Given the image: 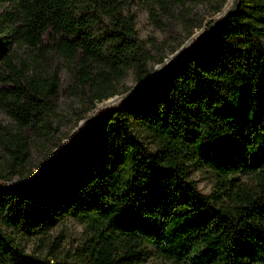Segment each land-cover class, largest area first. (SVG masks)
I'll return each mask as SVG.
<instances>
[{
  "label": "trees",
  "instance_id": "1",
  "mask_svg": "<svg viewBox=\"0 0 264 264\" xmlns=\"http://www.w3.org/2000/svg\"><path fill=\"white\" fill-rule=\"evenodd\" d=\"M151 1L165 11L186 2L218 11L225 2ZM149 57L135 14L119 0H0V183L31 173L27 133L56 129L60 68L82 117L130 72L133 90L148 80L156 72ZM128 115L154 138L153 149ZM190 153L218 178L207 194L187 177ZM66 216L89 232L77 263L66 253L37 258L10 238L42 234ZM148 244L168 264H264V0H238L182 58L100 115L39 180L0 188V264H134Z\"/></svg>",
  "mask_w": 264,
  "mask_h": 264
},
{
  "label": "rangeland",
  "instance_id": "2",
  "mask_svg": "<svg viewBox=\"0 0 264 264\" xmlns=\"http://www.w3.org/2000/svg\"><path fill=\"white\" fill-rule=\"evenodd\" d=\"M119 1L122 2L124 11L135 14L137 36L150 54L148 60L150 74L158 70L202 34L209 20L217 18L232 2V0H225L218 11H214L213 6L210 4L199 2H186L183 6L173 7L171 10L169 8L165 11L153 4L151 0ZM151 11L153 14H151ZM160 58H162V61H158ZM59 79L60 87L53 97L55 113L51 118L52 126L56 129H44L43 132L32 130L27 133L29 150L26 158V170H30L31 173L22 177L12 174L8 180H5V183L22 182L39 173L45 164L63 147L68 145L76 134L86 126H82V123H88L97 114V108L115 105L138 85L130 72L123 79L117 94L98 102L96 107H90L82 117H79L85 107L78 96L70 93L68 86L71 81L64 68L59 69ZM128 118L137 138L153 149L156 142L151 134L147 132L142 122L130 115H128ZM6 122L7 116L0 110V124L4 125ZM89 132H91V127L85 131L82 137ZM98 138V136L91 138L93 146ZM5 157V151L0 143V169L4 164ZM185 163L187 177L195 183L202 193L207 194L216 186L218 178L202 164L200 158L195 154H186ZM232 177L245 179L240 173ZM87 235H89V232L84 222L66 216L53 220L42 234L29 235L13 232L10 238L18 244L23 252L37 258L46 256L45 253L48 252L55 254L57 258L66 253L69 262L77 263L81 261L77 257L78 248ZM47 259L52 262L50 256ZM134 264L168 263L159 258L154 252L153 246L148 244L142 259Z\"/></svg>",
  "mask_w": 264,
  "mask_h": 264
},
{
  "label": "water",
  "instance_id": "3",
  "mask_svg": "<svg viewBox=\"0 0 264 264\" xmlns=\"http://www.w3.org/2000/svg\"><path fill=\"white\" fill-rule=\"evenodd\" d=\"M238 0H232L230 6L222 13L220 14L217 18H215L214 20H212L208 26L206 27V29L204 30V32H202V34H200L198 37H196L187 47H185L182 51H180L177 55H175L174 57H172L168 62H166L163 66H161L158 70H156V72L146 81H144L142 84H140L135 90H133L132 92H130L129 94L125 95L123 98H121L120 101H118L115 105L110 106V107H106L104 110L99 111L87 124L85 127H83L77 134L76 136L71 140V142L66 145L65 147H63L51 160H49L45 166L43 167V169L33 175L30 179H27L26 181H22V182H17V183H4L1 184L0 183V188H4V189H14V188H21V187H25L27 185H30L31 183H34L35 181L39 180L48 170V168L53 165L60 157H62L65 152L72 146H74V144L84 135L85 131L91 127L93 125V123L97 120L98 117H100V115H102L103 113L113 110L115 108H117L118 106H120L123 102L127 101L131 96L135 95L136 93H138L145 85H147L148 83H150L151 81H153L154 79H156L163 71H165L166 69H168L173 63H175L177 60H179L180 58H182L190 49H192L202 38H204L206 35H208L210 32L213 31L214 28H216L217 26H219L223 21H225L228 16L235 10L236 6H237Z\"/></svg>",
  "mask_w": 264,
  "mask_h": 264
},
{
  "label": "bare ground",
  "instance_id": "4",
  "mask_svg": "<svg viewBox=\"0 0 264 264\" xmlns=\"http://www.w3.org/2000/svg\"><path fill=\"white\" fill-rule=\"evenodd\" d=\"M86 124H87V122H83V123H82V126H85Z\"/></svg>",
  "mask_w": 264,
  "mask_h": 264
}]
</instances>
